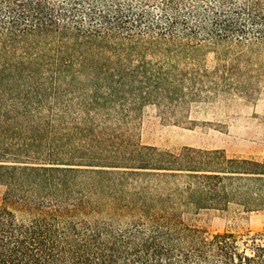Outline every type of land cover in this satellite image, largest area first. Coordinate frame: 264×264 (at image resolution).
Returning a JSON list of instances; mask_svg holds the SVG:
<instances>
[{"label":"trees","instance_id":"obj_1","mask_svg":"<svg viewBox=\"0 0 264 264\" xmlns=\"http://www.w3.org/2000/svg\"><path fill=\"white\" fill-rule=\"evenodd\" d=\"M263 58L264 0H0V128L60 136L0 144V264H264V230L190 222L264 209V153L160 148L129 131L146 105L184 119L251 96Z\"/></svg>","mask_w":264,"mask_h":264},{"label":"rangeland","instance_id":"obj_2","mask_svg":"<svg viewBox=\"0 0 264 264\" xmlns=\"http://www.w3.org/2000/svg\"><path fill=\"white\" fill-rule=\"evenodd\" d=\"M215 57L211 48H205L201 62L211 68L217 62ZM108 119L105 124L111 126V117ZM3 126L6 129L0 128V144L4 147L13 144L12 148L24 150L37 142L60 141V136H50V140L46 136H34L20 123ZM129 127L143 144L167 149L183 145L222 148L229 155L260 158L264 153V87L249 97L223 94L211 103L192 104L184 119L146 105L133 116ZM87 137L90 136H80L81 139ZM3 192L4 187L0 185V201ZM190 222L208 233L253 234L264 230V209L248 213L233 209L225 212L204 210L194 215Z\"/></svg>","mask_w":264,"mask_h":264}]
</instances>
